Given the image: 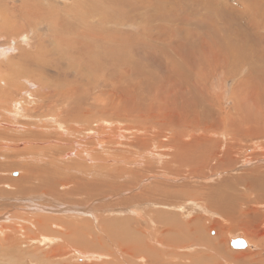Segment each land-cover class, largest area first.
Segmentation results:
<instances>
[{"label": "rangeland", "instance_id": "obj_1", "mask_svg": "<svg viewBox=\"0 0 264 264\" xmlns=\"http://www.w3.org/2000/svg\"><path fill=\"white\" fill-rule=\"evenodd\" d=\"M209 1L0 0V19L2 20L0 21V91L3 92L2 94L6 96L9 101V105L6 108L11 106V111L8 113L10 120L14 123L21 124L31 122L33 130H38V125L41 124L40 122L42 121H46L50 124L53 123V121L42 118V110L37 111L31 116L29 115V112L34 110V106L37 103L40 104L46 91H79L80 93L89 92L93 95L102 93L104 97L110 94L109 97H112L115 103L116 99L121 101L120 99L125 98L126 101L123 99V101L119 102L122 104H120L122 107L125 106V104H130L128 101L129 99L132 101L134 100L135 102L131 101V103L135 108L129 105V107H133V110H130L136 117L137 123H140V119L143 118L142 121L146 122L147 120V125L155 126L153 128L154 131L151 132L156 135L154 136L155 141L153 140V143L157 145L160 144V140L169 141L167 136L172 133L171 129L174 126L178 128V131L186 130L187 132L200 134L203 131L202 128H204L202 125L203 121L212 123L215 119L216 122L212 123L215 127L216 124H218V119L214 116L216 109L222 108L224 110V119L229 121L227 112L230 111L232 105L234 106V100H246L244 95L247 91L235 92V95H233L231 89L235 83L234 79H227L226 82L223 75H217L215 77L207 75V70L210 69H208L209 62H206L205 59L203 62L206 46L203 41L202 44L204 43L203 45L205 47L203 51L201 50L203 47L200 43L202 39L204 40L208 37L213 38V34L215 36L219 34L217 37L223 38L225 37L224 35H228L227 29L232 30L236 27L233 20L236 16H241V13H243L241 10L245 8V5H242L237 0ZM95 2H97V4H95ZM209 5L220 10H214V8L211 7L208 8ZM232 7L236 9L232 10L234 9ZM52 15H54V17ZM231 17L232 19H230ZM219 30L223 32H220L222 36ZM208 34L210 35L208 36ZM246 42L248 45L252 46V41L246 40ZM89 45H91V48H89ZM197 46L198 49L200 48V51L195 49ZM136 67L138 68L136 69ZM132 69L134 72H132ZM188 74L191 75L193 79L185 81ZM197 78L201 80V83H196L195 87L194 79L196 80ZM205 79H209V82L212 79L209 84L213 85L208 88L212 96L207 102L202 92ZM223 80L225 83H223ZM13 91L17 92L14 93ZM128 91L131 92V94ZM261 92L264 95V91ZM165 94L167 97L164 98L162 95ZM126 95L128 98L125 97ZM130 95L134 97L129 98ZM224 96L225 98H223ZM124 102L127 103L124 104ZM16 103H20L18 108L15 107ZM125 107L129 109L128 106ZM261 107L264 111V103L261 104ZM241 111L242 114L253 115L256 112V108L250 101H246L242 103ZM247 117H241L240 121L237 120L234 127H246V123L249 121ZM107 120L109 121V125L111 124L110 122H112V124L116 122L118 126L122 127L120 130H123V126L127 122L125 120H121L123 122L119 120L115 121L114 119H112V121L109 119ZM108 121H106L107 125ZM172 121H175V123L172 124ZM178 123L184 124L181 126L176 125ZM158 127L159 129L162 127L160 132H157V130H159ZM184 127L186 129H184ZM192 128L196 129L191 130ZM59 131L61 132L63 130L61 129ZM198 131L201 132L199 133ZM125 132L129 133L130 131ZM163 133L164 135H162ZM217 134L218 136L213 137L221 138V135L219 133ZM247 135L248 136L241 135L239 137L252 139L248 142H244L243 140V144H246V147L252 149V151L246 150V147L242 146L240 149L241 152L242 150L243 154L246 152V156L259 153V151L264 152V150H254L257 142L259 144H264V138L259 139L249 134ZM165 138L167 139L165 140ZM59 144L61 143L54 139L35 141L32 143L31 147H26L25 144L23 145L22 143H14L6 147L4 154H0V177L4 176V181H1L0 185L4 188L6 186L5 190L7 191L0 192V264H131L133 262L136 264H144L142 261L150 254V248L147 244V240L151 242L150 239H148L150 237L147 236V230L141 235V233L135 229L141 228L140 225L132 223L134 221L130 219L138 215V210L139 212L142 211L140 215L143 219H149V216H146L145 213L148 208L151 209L152 207H150L149 203L136 206V202L130 201V198L142 192L145 185L151 184L153 187H157L159 186L157 184L158 182L167 183L170 185L168 188L171 190V197L173 198L174 193L180 190L179 187L186 183L189 185L194 184V190H202L205 192L206 190L203 188L200 189V187L210 185L217 186L222 183L225 178L230 179V177L232 178L236 174L240 175L245 168H251L253 167L252 165L260 164V162L261 164L264 163V156L261 155L260 158H257V156L252 157V159H257L249 160L251 161V165L249 164V166L242 167L245 159L243 162L240 160L238 164H236L237 166H233V163L231 166H226L225 162H227V158L220 155L219 159L211 162V168L208 166L206 169L205 160L208 157V148L206 144L202 143L203 147L201 146V148H203V150L200 148L201 152L200 150H194L195 152L190 150L189 152L191 153L185 154L188 155L190 163L193 162L192 169H200L204 165L202 169H197V171L194 172L190 170V163L187 165L180 162L178 153L176 154L178 164L177 162H175L176 164L173 163L171 159H173L172 156L174 155L175 149H173L171 145H169V147L167 144L162 143L163 146L156 149L164 152L162 155L163 157L161 156V159L158 155L153 156V158L151 157L154 164H156L154 165L156 169H154L152 173L136 179L131 177L130 180L136 184L132 188H128L130 184H126L127 186L124 185L125 187L123 186L122 190L123 193L121 192L117 195L113 192L97 194L93 197L91 196L92 198L86 200L85 203V201H69L53 198L51 195H48V192H44V189L47 188L44 186L45 178L42 177L44 180L43 182L41 181V174H44L39 172V169L35 172L34 181L29 180L27 176H23L27 173V171L24 170V167L29 165L27 163H30L33 168L37 163H33L32 161L33 159L35 161L37 156L30 151H35V147L39 146L40 148L48 149L49 152L45 153L53 154L57 152L56 150ZM64 145L67 146V144ZM229 147L228 144L226 150H228ZM110 152L113 154L112 149L108 151V153ZM138 155L143 157L142 154ZM192 155L196 157L200 156L198 158L200 162L203 161L202 165L197 166L198 159L194 158ZM48 157L51 158L48 154L47 156H43V160H45V158L50 160ZM74 157L75 155H71L67 158ZM261 158H263V160ZM194 160L197 162H194ZM167 161H169V163L166 168L163 169L162 166H165ZM21 163L23 165H21ZM107 164H109L110 167L119 166V164L121 167L123 165L122 162L112 158L107 159ZM144 164L143 162V166ZM75 165L77 166V164ZM160 165H162L161 168ZM179 167H181L179 170H190V173L187 175L184 174L183 176L178 173L176 175L174 171L171 172L173 169L178 172L177 168ZM240 168L241 170H239ZM134 170L138 171L136 168ZM216 170L219 171L216 172ZM236 171L239 172L236 173ZM224 172H226V174ZM57 173V170H53V172L46 173L45 177H47L48 174L56 176ZM91 174L94 175L95 173ZM10 178H19V181L14 182L12 180L13 182H11ZM103 178L105 179V184H107L106 181H110L108 179H117L116 176L109 175L108 177L103 176ZM93 180L94 179L89 182L83 181V184H81L83 190L87 189L85 187L87 186L91 187V189L94 187L93 191L91 190L92 193H96L95 189L99 192V186L101 184L99 180L95 182H93ZM67 185L64 189L60 186L59 188L61 190H67L71 187L69 184ZM153 187H147L146 194H149L148 190L153 189ZM226 187L228 186L225 185L224 188H222L224 193H226L224 190L227 189ZM41 188H43V190H41ZM103 188L107 189V186L105 185L104 187L103 184ZM119 191L121 190H118L117 193ZM73 196L80 197L81 199L83 195ZM183 198L179 197L174 205H172L173 203H170L168 199L167 202H169L170 205L165 207V210L174 213L182 212V210H180L182 207H184L186 211L190 206L193 208L197 207L196 204H192L188 200H182ZM126 200L128 201L127 204L125 203L127 202ZM197 203L200 204L199 202ZM128 206L129 208L124 209L125 211L122 209ZM254 206L258 207L257 205ZM80 208H82V210H80ZM260 210L264 213V208ZM197 213L204 214L205 218L208 220L219 217L217 213L213 215L212 213H208L204 208ZM38 215L46 218V231L53 230L55 232L57 231L56 233L60 232V237L62 236V231H67L68 225L72 227L75 225V229L79 228L78 230H80L81 228L83 232H85L84 230H86V232L88 231L87 233H92L94 231L93 233L95 234L92 233L91 235L89 233L93 243L91 241L89 242L87 236L85 240L90 244L88 243L85 252H77L78 250L72 246L66 247L67 249L64 250L65 241L63 238L61 239L58 234H55L56 237L54 236V238L56 239L53 243H48L47 241L41 243L39 240L33 243L25 242L26 236H23V234L41 237L40 230H36L38 223H36L35 219ZM192 217L193 215L185 216L187 220ZM223 220L230 225L229 221H226V219ZM52 222L54 224H52ZM233 222L236 227H234V230L226 232L225 237L227 244L224 247V251L227 250L229 255L241 254L242 258L238 257L237 260L230 264H244V261L250 260L246 257L249 253H252L255 257H264V237L260 242H255L246 235L245 229L241 227V222L236 219ZM50 223L52 225H50ZM112 225L115 226L113 227ZM4 226H10L11 228ZM144 227H146V225H144ZM12 228L15 229L13 230ZM20 229H24V232L21 233ZM112 229L116 231L114 230L115 232H113ZM187 231L189 232V230ZM96 232L102 236V239L100 235L96 236L97 240L95 239L96 237L93 238ZM74 234L76 237H74ZM77 234L78 232H73L72 235H74V238H78L79 236L80 239L82 236H86L85 234H78L77 236ZM210 236H217V230L215 228L211 230ZM20 237L22 240H20ZM83 237L82 239H84ZM240 237L247 240L248 247L235 248L231 245L232 239ZM7 239L9 241H7ZM101 240H103L102 243L104 244H101ZM106 242L110 245H107ZM60 243L63 245L61 246ZM115 243H117V245H119L118 243H122L123 245L127 244L126 246L124 245V247L137 250L135 252L136 255L123 256L122 248ZM56 244L60 245L62 249L60 250L64 254H61L60 251H55L57 249ZM89 245L94 248L89 247ZM101 245L102 247L106 245V247L102 248ZM198 245L199 244H195L193 248H189V250L184 249L183 251L198 254L207 250L206 246ZM157 246L159 248L162 247L161 245ZM53 248H55V250H53ZM80 250L84 249L80 248ZM138 250L143 253H140ZM48 252L51 254L54 252L53 254H58V256L50 258L46 256ZM137 252L143 256L141 255L142 257L139 258L140 255L139 253L137 254ZM132 257L134 259L130 260ZM127 258L130 260L129 262L125 260ZM196 258L198 259V257ZM200 259L201 258H199V260ZM220 259L223 261L221 255L217 260ZM202 262L204 263V260H202ZM206 262L210 263L211 261L206 260ZM220 264L224 263L221 262Z\"/></svg>", "mask_w": 264, "mask_h": 264}, {"label": "bare ground", "instance_id": "obj_2", "mask_svg": "<svg viewBox=\"0 0 264 264\" xmlns=\"http://www.w3.org/2000/svg\"><path fill=\"white\" fill-rule=\"evenodd\" d=\"M197 1L199 2V0ZM237 1L240 2L242 5H245V8L242 10L237 9V10H241L243 13H241L242 17L238 15L234 18L233 22L236 24V27L233 28L232 30L227 29L229 34L228 35L226 34L227 36L224 35L225 36L224 38L217 37L219 34L216 36L213 34L212 35L213 38L208 37L204 40L202 39L200 43L203 47V48L201 47L202 48L201 50L205 48L203 45L204 43L206 46L205 48L206 53L204 54L205 58H203V62L205 60L206 62H209L208 69L209 68L210 69L207 70V75L212 76V77H215L217 75H223L226 82H227V79H230V78L234 79L235 83L231 89L233 95H235V92L247 91L246 94L244 95V97H246V100H234V106L232 105V108L230 109V111L227 112L229 121H226L224 119V110L222 108H219L216 110L214 109L215 110L214 116L217 117L218 119V124H216L215 127L212 125V123L216 122L215 119L212 123L208 121H203L202 123V125L204 126V128H202L203 131L202 132L198 131L199 133L201 132L202 134L187 132L186 130L178 131V128L174 126L171 129L172 133L169 134L168 136L166 135L169 138V141L167 140L168 142H166V141L160 140V144L157 145L153 143L155 141L154 136L156 135L152 134L153 132H151V131H154L153 128L155 126L153 127V126H150L149 124L147 125L146 123L147 120L146 122L142 121L143 118L140 119L141 121L140 123H137V120L135 119L136 117L133 115V112L131 111L133 110L132 109L133 107L135 108V106L132 105L131 103L132 101L131 99L129 100L127 99L130 102V104L128 105L125 104L127 102H124L125 106H128V107L129 105L133 106L132 108L129 107L128 109L125 106L122 107L121 106L122 104L119 103L123 101V99L125 100V98L120 99L121 101L116 99V103H115V100L112 97H109L110 94L104 97L102 93L93 95V94H90L89 92L80 93L79 91H46L44 93V97L42 101L40 102V104L37 103L34 106V108L30 107V108H33L34 110L30 111L29 115L31 116L37 111L42 110L41 112L42 118L49 120V121H53V123L50 124L46 121H42V122L39 121L41 124L38 125V130H33V126L31 122L21 124V123H14L13 121L10 120L8 113L11 111V106L6 108L9 105V101L7 97L2 94L3 92L0 91V154H4V150L6 149V147L11 144L13 145L14 143H22L23 145L25 144L26 147H31L33 142L43 140V139H51V140L54 139L55 141L60 142L61 144H59L58 149L56 148L57 152L53 154L45 153V152H49L48 149L40 148L39 146L35 147V151H30L32 152V154L37 156V158H35V161L34 159L32 160L33 163L35 162L37 163L34 165V168L33 166L30 165V163H27L29 165H26L24 167V170L27 171V173L25 172L26 174H24L23 176L24 177L27 176L29 180L34 181L35 174H36L35 172H37L39 169V172L44 174V175L41 174V178L42 177L45 178L44 183L46 185L44 184V186H46L47 188L44 189V192H48V195H51L53 198H60V199L69 200V201L70 200H74L77 202L85 201V203H86V200L91 199L93 196L97 194H101V193L107 194L109 192H113L114 194L117 195L121 192L123 193L122 191L123 186L124 185L127 186L126 184H130L128 188L134 187L136 183L131 181L130 178L131 177L134 179L141 178V176H146L152 173L154 169H156L154 168L155 167L154 165L156 164H154L153 159H151V157L153 158V156L158 155L160 158L164 154L162 150H157L161 148L163 144H167V146L171 145V147L175 149L173 153L174 155L172 156L173 159H171L173 163L177 162V159L179 158L182 164L185 163L189 165L190 163L189 157L188 155H185V154L191 153L189 152L190 150H192V152L194 150L196 151L200 150L201 146L203 147L202 143H204L207 145V148H208V157L205 160L206 169L208 166L209 168H211L210 167L211 162L219 159L220 155H223V157L227 158V162H225L226 166H231L232 163L234 166L238 164L240 160H242L243 162L244 159L245 161L242 167L247 166V165L249 166V164L251 165V161L249 160H256L257 158H260L261 155L264 156V152L259 151V153H253L252 155L246 156L245 154L246 152L243 154L242 153L243 150L242 152L240 150L242 146L246 147V144H243V140L244 142L245 141L248 142V141H251L252 139L243 138L239 136L241 135L248 136L247 134H249L253 136L254 138H259V139L264 138V111L261 107V104L264 103V95L261 92V91H264V0H237ZM95 4H97V2H95ZM209 7L214 8V10H220L212 5H209L208 8ZM235 9L236 8L232 10H235ZM228 12L230 13V10ZM52 16L54 17V15ZM230 19H232V17ZM0 21L2 20L0 19ZM220 32L221 31L219 30V33ZM209 35L210 34H208V36ZM246 40L252 41L251 43L252 46L248 45ZM203 41L204 43L202 44ZM89 46H90L89 48H91V45ZM195 49L200 51L199 50L200 48L198 49V46ZM137 68L138 67H136V69ZM132 72H134L133 69H132ZM186 78L187 79L184 78L185 81H189L193 79V77H191V75L189 74H188V77ZM194 81H195L194 86L196 87L195 84L199 83L201 80L197 78L196 80L194 79ZM210 82H209V79L208 80L205 79L203 82L202 92L204 94L206 102L209 101L210 97L212 96V93H210L208 89L210 86H213L209 84ZM223 83H225V81ZM36 91H39V90H36ZM13 92L16 93L17 91H13ZM111 93H114V92H111ZM129 93L131 94V92ZM165 95H162V96H164L165 98L167 97V95L166 96ZM125 97L128 98L127 95ZM131 97H134V96L130 95L129 98ZM223 98H225V96ZM246 101H250L252 104L255 105V108H256L255 114L253 115L252 114H242L241 106H242V103ZM117 102H118V105H117ZM11 104H12V101H11ZM19 106H20V103H16L15 107L18 108ZM1 109H4V110H1ZM241 117H245V118L247 117V119H249L248 123H246L247 126L246 127H243V126L234 127L236 125L237 120L240 121ZM107 119L111 121L112 119H114L115 121H118V120L127 121L126 124H124L123 126L124 132L123 130H120V128L122 127L118 126L116 122H114V124L110 122L111 124L109 125V121ZM106 121H108V125ZM174 123L175 121H172V124ZM182 124L184 123H178L176 125L181 126ZM179 128H182V127H179ZM196 128H192L191 130L196 129ZM61 129L63 131L60 132L59 130ZM161 129L162 127H160V129L157 130V132H160ZM184 129L186 128L184 127ZM125 131H130V132L126 133ZM217 133L221 135V138L213 137V136H218ZM162 135H164V133ZM166 139L167 138H165V140ZM64 144H67V146H65ZM228 144L230 147L228 150H226V146ZM111 149L113 150V154L111 152L108 153V151H110ZM201 149L203 150V148ZM247 149L248 148L246 147V150ZM248 150L252 151V149H248ZM254 150H264V144H259L257 142L254 147ZM177 153H178V158L176 157ZM47 154L51 157V158L48 157L50 160H47V158L43 160V156H47ZM138 154H142L143 157L139 156ZM71 155H75V157L67 158ZM29 156H30V153H29ZM192 156L198 159V160L196 159L198 162L194 160V162H197V166L202 165L203 161L200 162L199 161L200 159L198 158L200 156L198 157L194 155ZM256 156H257L256 159H252V157H256ZM108 158L118 160L122 162L123 165L121 167H120V164L119 166L110 167L109 164H107ZM261 159L263 160V158ZM143 162L145 163L144 166H143ZM168 163L169 161L165 163V166L160 165V168L161 166L163 169L166 168ZM75 164H77V166ZM21 165L23 164L21 163ZM192 166H193V162L190 163V167H191L190 170L196 172L198 168L195 170V169H192ZM252 166L253 167L251 168L248 167V169L243 168L244 171L240 175L236 174L232 178L230 177V179H226V178L223 179L224 181L217 186L210 185L206 187L205 186L200 187V189L202 188L205 189L206 190L205 192H203L202 190H194L193 189L194 184L189 185L186 183L183 186H181L183 188L179 187L180 190L176 191L174 193V197L172 198L171 190H169L168 188L170 187V185L164 182H158L157 184L159 186L153 187L151 184H147L144 186L142 192L131 197L130 201L136 202V206H139L140 204L142 205V204L149 203L150 207H152L151 209L148 208V210H146V213H145L146 216H149V219L146 220L141 217L140 215L142 212L141 210H140L141 212H139L138 210V215L136 217L134 216L135 218L130 219L134 221V222L131 221L132 223H136L140 225L141 228H138V229L135 227L134 228L139 233H141V235L145 233V231L147 230L148 232L147 236L150 237L148 239H150L151 242H148L149 240H147V244L150 248V254L147 255L146 258L143 257L144 260L142 262H144V264H202L203 263L202 260H204L203 264H220L221 262H223L224 264H230L233 261L237 260L238 257L242 258L241 254L240 255H237V254L229 255L227 253V250L224 251V247L227 244L225 234L229 230H234V227L236 226L233 221H235V219L241 222V227L245 229L246 235L251 240H254L255 242H260L261 239H263L264 237V213L260 210L261 208H264V163L261 164L260 162V164H255ZM202 167L200 169H202ZM135 168L138 171L134 170ZM180 168L181 167L177 168L178 172L175 169L171 170V172L174 171L176 172V175L178 173L179 175H183V176L184 174L187 175L190 173V170L189 171H187L186 169H185L186 171L179 170ZM53 170H57L58 173L56 174V176L52 174H48V176L45 177L46 173L53 172ZM239 170H241V168ZM218 171L216 170V172ZM238 172L236 171V173ZM91 173H95L94 174L95 176L92 175ZM224 173L226 174V172ZM90 174L93 177H91ZM108 175L116 176L118 180L107 178L110 181H106L107 184H105V179L103 178V176L108 177ZM43 178L41 179L42 182L44 180ZM3 179H4V176L0 177V182L4 181ZM10 179H11V182L19 181L18 180L19 178L17 179L10 178ZM92 179H94L93 182H95L96 180H99V183L101 184L99 186V190H100L99 192L97 189H95L96 193L95 192L92 193L91 190L93 191L94 187H92L91 189V187H87L85 185L84 186L87 189L83 190L81 186V184H83V181L89 182ZM67 184L71 186L69 189L61 190L59 188L60 186L64 189ZM103 184H104V187L105 185L107 186V189L103 188ZM225 185L228 186L226 187L227 189H224L226 193H224L222 189L224 188ZM150 186L153 187V189L148 190L149 194H146V191H147L146 189L147 187L149 188ZM43 188H41V190H43ZM89 188H90V191H89ZM5 189H6V186L4 188L3 186L1 187L0 185V192L2 191L7 192ZM82 190H83V193H82ZM118 190H121V191L117 193ZM73 195H81V196L83 195V196L80 199V197L78 198ZM179 197L180 198L184 197L182 200H188L192 204H196L197 207L193 208L190 206V208H188L187 211L184 210V207H182L180 208L182 212H174V213L172 211L165 210V207L170 205V203H173L172 205H174V203L178 200ZM168 199L170 203L167 202ZM197 202H199L200 204H198ZM125 203L127 204L128 201ZM254 205H257L258 207H255ZM98 208H101V207H98ZM127 208H129V206L126 208H122V209L124 210ZM203 208L206 211H208V213H212L213 215L214 213H217L219 217L215 219H210V220L206 219L204 214L197 213L198 211L200 212L201 210H203ZM144 209H145V206H144ZM80 210H82V208H80ZM187 215H193V217L187 220L185 218V216ZM223 219H226V221H229L230 225L225 223ZM35 221L36 223H38L37 229L36 228L35 229L40 230L39 232H41L40 233L41 237L39 238L38 236L23 234V236H26L25 242L33 243L34 241L39 240L41 243H45L46 241L48 243L49 242L53 243L56 239L54 238L55 234L59 235L60 232L56 233L57 231L55 232L53 230L46 231L47 220L43 216L38 215ZM33 223H34V219H33ZM36 223H34L35 226H36ZM52 224L54 223L52 222ZM52 224L50 223V225ZM144 225H146L147 228L144 227ZM74 226L72 227L68 225L67 231L66 232L62 231L61 237L59 235V237L61 239L63 238V240L65 241L64 250H66L69 246L70 247L72 246L76 250H78L77 252H83V251L85 252V248L87 247L88 243L91 241L90 234L92 235L94 231L92 230L93 232L92 233L89 232L90 233L89 234L87 233L88 231L86 232V230H84L85 232H83V229L81 228L80 230L82 231H80L78 230L79 228L75 229ZM4 227H10V226H4ZM15 228H12V229L14 230ZM214 228L217 230V236L215 237L210 236V232ZM114 230L113 232L116 231ZM187 230H189V232ZM20 231L21 233H23L24 229H20ZM75 231H77L78 234H81V235L85 234L86 236L85 237L82 236L84 239H82V237L80 239V237L77 234L78 238H74L76 237V235L74 234L75 235L74 236L72 234L73 232L77 233ZM97 233L98 232H96L95 236L93 235V238L100 235ZM87 236L89 238V242L85 240ZM100 238L102 239L101 235H100ZM9 239H12V238H9ZM95 239L97 240V237ZM20 240H22V238ZM7 241L9 240L7 239ZM102 242L103 240H101V244H104ZM18 244H21V243H18ZM108 244L109 243H107V245ZM115 244L117 245V243ZM118 244L119 245L117 246H120L122 248L123 256L124 255L126 256L136 255L135 252L137 250H132L130 247L129 248L124 247V245L126 246L127 244H124V245L122 243H118ZM195 244L196 245L199 244L200 246L201 245L206 246L207 250L201 253L197 252L198 254L183 251L184 249L189 250V248H193ZM56 245H57V249L55 250V248H53V250L61 252L62 250L60 248L61 243L60 245L58 244ZM157 245H161L162 247L159 248ZM79 247L84 250H80ZM89 247L94 248L91 245H89ZM105 247L103 246L102 248H105ZM246 247H248V243ZM139 252L141 253L142 251H139ZM139 252H137V254ZM53 253L51 254L48 252L46 256L50 258H54L58 256V254H53ZM140 253H139L140 256L138 255L139 258L143 256ZM61 254H64V253L61 252ZM220 255L223 257V261L222 259H220L221 261L217 260ZM196 257H198V259ZM246 257H248L250 260L244 261V264H264L263 256L255 257L252 253H249V255H246ZM199 258L201 259L199 260ZM131 259L133 260L134 258L132 257L130 258V260ZM125 260H128V258ZM130 260H128V262ZM206 260L208 261L210 260L211 262L207 263ZM131 264H136V263L133 262Z\"/></svg>", "mask_w": 264, "mask_h": 264}, {"label": "water", "instance_id": "obj_3", "mask_svg": "<svg viewBox=\"0 0 264 264\" xmlns=\"http://www.w3.org/2000/svg\"><path fill=\"white\" fill-rule=\"evenodd\" d=\"M231 245L235 248H244L247 246V242L243 238H234L231 240Z\"/></svg>", "mask_w": 264, "mask_h": 264}]
</instances>
